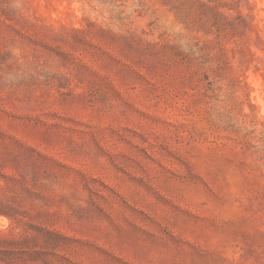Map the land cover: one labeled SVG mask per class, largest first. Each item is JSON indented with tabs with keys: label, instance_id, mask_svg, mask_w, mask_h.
Listing matches in <instances>:
<instances>
[{
	"label": "rangeland",
	"instance_id": "rangeland-1",
	"mask_svg": "<svg viewBox=\"0 0 264 264\" xmlns=\"http://www.w3.org/2000/svg\"><path fill=\"white\" fill-rule=\"evenodd\" d=\"M0 264H264V0H0Z\"/></svg>",
	"mask_w": 264,
	"mask_h": 264
}]
</instances>
